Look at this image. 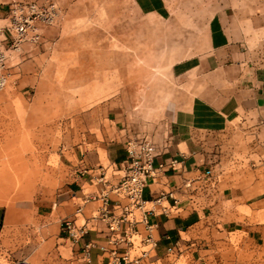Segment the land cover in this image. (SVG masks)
Returning <instances> with one entry per match:
<instances>
[{
    "label": "rangeland",
    "instance_id": "1",
    "mask_svg": "<svg viewBox=\"0 0 264 264\" xmlns=\"http://www.w3.org/2000/svg\"><path fill=\"white\" fill-rule=\"evenodd\" d=\"M13 1L32 0H5L3 7L8 10ZM49 5L51 18L34 23L36 41L31 34L15 47L7 36L5 45L0 211L3 223L10 215L14 230L12 246L0 248L1 264H9L11 248L16 253L26 244L44 245L47 235L29 233L26 226L36 224L68 183L69 152L94 136L125 143L129 132L150 135L147 127L157 130L178 110L196 108L203 72L211 70L205 57L223 28L221 16L235 13L242 24L257 16L264 21V0H50ZM225 153L224 174L248 179V158ZM225 239L219 252L226 262L264 264V251L256 260L236 235Z\"/></svg>",
    "mask_w": 264,
    "mask_h": 264
},
{
    "label": "crops",
    "instance_id": "2",
    "mask_svg": "<svg viewBox=\"0 0 264 264\" xmlns=\"http://www.w3.org/2000/svg\"><path fill=\"white\" fill-rule=\"evenodd\" d=\"M249 21L242 24L230 12L221 16L223 28L205 57V67L211 70L203 72V92L196 108L178 110L157 130L147 127L150 135H138L156 145L157 167L172 160L179 163L177 171H157L144 191L146 208L152 212L137 231L147 238L148 225L152 226L157 245L145 264H235L219 252L230 235H236L243 248L249 246L256 260L264 251V21L260 16ZM129 137L134 136L129 132L125 138ZM92 139L69 152L68 183L54 204L38 214L36 224L26 226L29 233L47 235L44 245L26 244L16 253L11 248L8 258L30 263L33 258L38 264H106L99 250L92 252L90 262L81 254L84 243L104 245L106 237L105 224L92 219L102 206L92 197L103 189L82 170L93 175L103 167L109 187L116 185L124 175L121 165L127 152L121 139ZM225 152L248 158V179L232 180L224 174ZM164 195L160 203H153ZM8 216L3 223L0 211L3 249L12 246L14 229ZM67 218L88 227L84 242L77 246L63 232Z\"/></svg>",
    "mask_w": 264,
    "mask_h": 264
},
{
    "label": "built area",
    "instance_id": "3",
    "mask_svg": "<svg viewBox=\"0 0 264 264\" xmlns=\"http://www.w3.org/2000/svg\"><path fill=\"white\" fill-rule=\"evenodd\" d=\"M3 1L5 0H0V92L8 83L5 49L7 36H10L15 47L26 41L31 34V40L36 41L39 35L35 33V21H48L51 18L50 0H32L28 3L13 1L8 10L3 7L6 5ZM1 21L8 22L9 25L1 26ZM124 145L127 152V158L121 165L124 175L116 185L109 187L103 167L93 175L88 169L82 170L83 174L92 177V183L94 182L98 189H103L92 197L102 202L92 219L106 226L104 245L93 242L83 244L81 254L87 262H90L92 252L99 250L106 264H145L157 247L151 235L152 226L148 225L150 235L147 238H141L137 231V225L146 222V214L152 212L147 210L143 194L150 181L156 179L157 171H177L179 163L172 160L157 167L158 150L147 136L129 137ZM163 198L165 195L153 203H160ZM78 213H81V209ZM62 229L73 246L84 242L88 234L87 225H78L74 218L65 219ZM9 264L32 263L23 259L10 260Z\"/></svg>",
    "mask_w": 264,
    "mask_h": 264
}]
</instances>
